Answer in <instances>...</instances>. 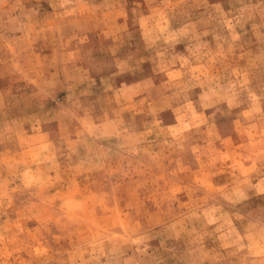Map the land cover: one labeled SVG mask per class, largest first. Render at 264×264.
Masks as SVG:
<instances>
[{
    "label": "rangeland",
    "instance_id": "rangeland-1",
    "mask_svg": "<svg viewBox=\"0 0 264 264\" xmlns=\"http://www.w3.org/2000/svg\"><path fill=\"white\" fill-rule=\"evenodd\" d=\"M0 264H264V0H0Z\"/></svg>",
    "mask_w": 264,
    "mask_h": 264
}]
</instances>
